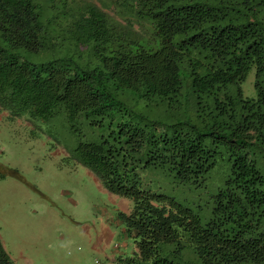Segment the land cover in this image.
<instances>
[{"label":"trees","instance_id":"obj_1","mask_svg":"<svg viewBox=\"0 0 264 264\" xmlns=\"http://www.w3.org/2000/svg\"><path fill=\"white\" fill-rule=\"evenodd\" d=\"M0 109L133 202L123 264H264V0H0Z\"/></svg>","mask_w":264,"mask_h":264},{"label":"rangeland","instance_id":"obj_2","mask_svg":"<svg viewBox=\"0 0 264 264\" xmlns=\"http://www.w3.org/2000/svg\"><path fill=\"white\" fill-rule=\"evenodd\" d=\"M255 70L240 87L254 98ZM76 137L0 109V239L16 264H123L135 250L120 213L130 199L108 192L71 158Z\"/></svg>","mask_w":264,"mask_h":264}]
</instances>
